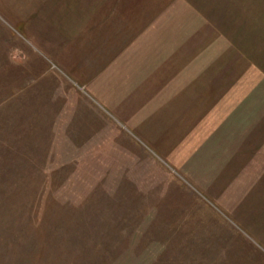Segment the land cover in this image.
<instances>
[{"label": "rangeland", "instance_id": "rangeland-1", "mask_svg": "<svg viewBox=\"0 0 264 264\" xmlns=\"http://www.w3.org/2000/svg\"><path fill=\"white\" fill-rule=\"evenodd\" d=\"M0 264H264V0H0Z\"/></svg>", "mask_w": 264, "mask_h": 264}, {"label": "crops", "instance_id": "crops-1", "mask_svg": "<svg viewBox=\"0 0 264 264\" xmlns=\"http://www.w3.org/2000/svg\"><path fill=\"white\" fill-rule=\"evenodd\" d=\"M109 12L110 11L103 14L104 18L107 17ZM103 15L100 16V18H98L97 22L103 17ZM126 16L127 15L122 14V17L125 18L123 20V25L125 26L124 27L125 31L127 30L128 32L126 31L124 33L125 37L123 35L120 38V40L126 38V40L122 42L121 46H125L129 41H130V43L132 42L129 45V49H127L124 52L122 49H116L119 47V44H118V47H116V48L104 49L102 47L103 41L99 42V43L95 42L96 45H99V47H100V48H98L99 52H100L99 54L100 55L102 53L106 54L104 56V59L102 60V62L107 63V64L99 63L98 66H96V69H94V71H93L94 74L92 73L93 77H95L94 81H96L101 88V94H97L93 89L91 90V93L96 97V99H98L100 101L101 104L104 105V107H106L107 109H109L111 111H113L112 106L110 104H108V105L105 104V103H108L105 95L110 94V93H115V95H117V93H118V94L122 95L124 93V91L126 90V87H127V91H130V89L133 87H137L138 83H139L138 79L140 77V72L142 71L140 65H141V62L143 61V58H144L143 56L148 55L149 48L151 45H153V46L156 45V44H154L155 42L147 45V42L144 38L137 36V35L142 36L141 31H143L144 27L147 26V25H145V24H147L146 19L141 20V15H140L139 17H137V19L135 21L136 23L132 22L131 24H128V23H126L127 19L134 21V17L129 16L127 18ZM93 19H94V23L96 24L97 22H96V18L94 15H93ZM89 20H90V16L84 17L83 23L86 25L89 22ZM112 24H114V23L109 22L110 26ZM120 27H121V20L118 19L117 22L115 23V28L116 29L118 28V30L110 38L117 36V34L119 33V30L122 29V28L120 29ZM126 33L128 34V37H127ZM90 34H93V37H91V38L94 41L95 35L102 36L104 34V31L103 32H100V31L99 32H92ZM74 36H75V33L72 32L70 34V36H68V37L72 38ZM134 36H136L139 39H133V38H135ZM106 43L108 44V46L111 45V40H108V41L106 40L105 44ZM96 58H97V56L95 55L94 59H96ZM90 59L94 61L93 58H90ZM100 59L101 58H99V60ZM99 60H98V62H99ZM67 72L72 78L75 79L76 82H78V83L80 82V81H78V79L75 78V76L71 73V71H67ZM95 72H97V75L95 74ZM88 78H89V76H88ZM82 83H83V81L81 82V84ZM84 83H86L85 80H84ZM95 87H96V85H95ZM101 95H103V96H101ZM102 97H104V98H102ZM117 116L120 117L118 114H117ZM120 122L125 123L123 121H120Z\"/></svg>", "mask_w": 264, "mask_h": 264}]
</instances>
